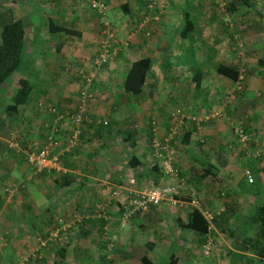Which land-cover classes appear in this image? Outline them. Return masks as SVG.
I'll return each instance as SVG.
<instances>
[{
  "label": "crops",
  "instance_id": "crops-1",
  "mask_svg": "<svg viewBox=\"0 0 264 264\" xmlns=\"http://www.w3.org/2000/svg\"><path fill=\"white\" fill-rule=\"evenodd\" d=\"M13 1L17 4L14 10L0 6V19L8 16L11 11L14 13L9 16L10 20L16 16L22 17L25 35L19 75L27 76L34 84L27 100L19 106L15 122L18 119L17 122L22 124V119L29 120L28 124L32 121L29 135H33V140L41 141L38 146L46 141L47 132L53 129L55 150H62L63 154L62 171L44 169L47 172L41 171V176L36 180L38 185L43 186L45 180L48 184L50 180L52 182L45 200V206L52 205L51 211L42 213L50 216L59 212V208L64 209V202L60 203V198L67 191L73 193L79 199L77 204L81 203L85 216L92 217L91 221L96 220V216L101 223L98 224L100 229L102 227L104 232L110 230L111 236L116 234L111 264L134 259L140 260L139 264H166L171 253L176 255V264H242L236 255L241 250L235 245V236L242 234L245 228L248 233L251 232L253 227L249 226L248 221L255 206L264 199V193L260 190V184L251 188L241 184L242 180L255 182V179L248 181L244 170L251 166V171H255L256 167L247 163L243 166L242 174L237 170L236 163L241 161V156L237 157V154L245 155V163L252 157L247 154L250 153L249 149L238 147V143L240 146L243 143L231 133L228 120L232 117L228 114L231 109H225L213 96L220 91L226 92L225 89L232 85L230 79L223 78H219L220 83H216L220 74L230 76L219 72L216 67L220 61L215 59V41L212 44L210 37H201L199 40L204 42L199 44L194 32L197 38L194 59H202L204 63L210 61V64L203 66L206 76L197 86L193 79L196 76L194 63L190 55L183 54L186 52L176 44L181 39L179 33L182 22H146L139 28L138 21L134 18L129 21L128 16L135 17L134 11L141 10V6L145 5L144 0H107L109 5H116V9L124 11L119 16V20L123 21L117 26L119 34L126 35L127 32L123 30L130 27L142 31L133 36L127 34L126 39L130 37V43L126 42L127 46H123L118 55L111 58L112 61L93 66L104 25L101 26L90 16V10L84 2L88 0H77L75 3L68 0ZM125 4L128 11L124 9ZM109 9L112 10L110 6ZM27 13L30 16L38 15L36 23L25 21L24 15ZM48 18L78 29L79 33L50 31ZM195 28L198 29L197 24ZM118 43L113 42L114 47ZM65 44L68 46L64 47ZM203 44L213 46L214 52H207L208 47ZM61 47L67 51L65 57L62 56L64 53ZM52 52L56 56L51 59L46 57V54ZM181 55L186 57L182 59ZM142 56L150 58L144 84L138 93L127 91L123 87L125 74L130 64ZM43 61L44 71L41 64ZM255 80L261 86L263 78L255 76ZM231 81L234 82V79L231 78ZM12 84L5 82L0 89L1 113L10 102ZM247 88L245 94L253 90L252 87ZM82 90L87 92L85 97L81 95ZM186 93H191V96L187 97ZM196 94L199 97L193 98ZM82 99L86 108L85 116L76 122L72 117L78 111ZM245 104L246 107L255 105L253 101L247 103V100ZM177 108L181 110L180 113ZM261 113L257 109L252 111L249 114L250 125L246 123L244 126L257 128V123L262 122H256ZM151 117L157 121V135L161 139L166 137L172 127L176 126L177 129L169 140V151L180 172L177 178L172 179V183L179 189L178 201L175 204H151L143 211L126 214L129 191L133 186L151 187L162 180L160 161L153 154V134L148 123ZM204 117L205 120H202ZM243 119L241 116L232 117L231 121L241 125ZM7 124L0 129L3 153L17 149L10 147L12 144L5 136ZM76 126L80 132L71 141ZM29 135H23L22 139L30 140ZM234 174H238L236 178ZM131 175L135 177L134 184L128 181ZM115 188L119 189L116 194L113 193ZM190 188L197 193L201 207L215 214V224L206 233L186 225L189 212L194 207L185 195ZM252 198L255 205L250 209ZM19 212L12 214L10 211L3 218L12 216L14 220L20 219ZM221 218H225V221L219 224ZM4 225L8 227V223L3 222L2 225L0 223V229H4ZM7 230L3 235H25L20 225L18 231ZM208 236L212 237L213 243L211 250L205 252L202 245Z\"/></svg>",
  "mask_w": 264,
  "mask_h": 264
},
{
  "label": "rangeland",
  "instance_id": "rangeland-1",
  "mask_svg": "<svg viewBox=\"0 0 264 264\" xmlns=\"http://www.w3.org/2000/svg\"><path fill=\"white\" fill-rule=\"evenodd\" d=\"M68 1L75 3L77 0ZM83 1L84 0H82V2ZM91 1L92 0L84 1L86 8L90 10V16L100 23L101 26L104 25L103 29H106L105 32L101 31L100 38H108L109 32L111 31L114 33V42L120 43L115 47V55L110 57L111 60V58H115V56L118 55L123 46H127V44H125L126 42L128 44L130 43V37L126 39L127 34L133 36L142 30L130 27L123 30V32H127L126 35L119 34L117 26L123 23L122 19L119 20V16L123 15L124 11L121 8L116 9V5H109L107 0H95L97 1L96 5H93ZM101 1H104L106 6L105 9L103 8L102 10L98 6ZM156 1L157 0H144L143 2H145L146 5H142L141 10L134 11L136 13L135 17L129 15V21L134 18L139 23V21L145 18L147 19V24L149 22L162 20L172 21L174 23L176 21L182 22L183 11L188 9L198 17V29H196V36L198 37L197 43L200 44L204 42L201 39L199 40L201 37H210L209 39L212 41V44L215 41L216 45H214V47L217 51V53H215V59L220 61L219 64L225 66L230 65L237 70L238 74L233 78L234 82L231 81L230 77L220 74L216 79V83L217 81L220 83L219 80L223 78L225 80L230 79V84L232 85L229 86L228 89H225L227 90L226 92L220 91L214 93L213 96H216V99L225 106V109H231L228 113L230 116L233 118L239 116L244 118L240 122L241 125L232 122V117L231 119L228 118L231 124L232 135L238 136L239 141L244 144V146L243 144L240 146L238 143V147H240V149L243 147L249 149L250 153L247 154L252 157V159L248 158L249 161L245 163V155L237 154V157L241 156V161L236 163L238 165L237 170L242 174L245 164L248 163L255 166V171H252L253 180L255 179V182H244L242 180L243 182L241 181V184H246L247 188L260 184V190L264 193V75L261 76L264 74V61H259L260 58L264 59V28H262L264 23H261L264 21V0H251L252 5L250 6L241 4L238 10L233 13L224 10L225 0H158L157 3H154ZM1 5H3V7L7 6L6 9L10 10L11 8L14 10L15 6H17L13 0H0V6ZM109 6L112 10L109 9ZM13 13L11 11L8 16H4L0 19V28L4 22L11 19L9 16L11 14L13 16ZM37 16V14L30 16L27 13L24 15V18L26 22L30 21V23H36ZM172 33H175V31H172ZM63 39L65 40V38ZM208 43L210 44L211 42L209 41ZM203 45L208 47L207 52H214L212 51L213 46L209 47L208 44ZM172 46H175V44L172 43ZM101 47L100 43L95 56L102 50ZM52 54H46V57L51 59L54 55L56 56L54 52H52ZM184 57L182 55L180 56L182 59ZM93 60H96V58H93ZM110 60H107V62ZM177 61H180V59H177ZM193 62L201 68H203L205 64H210V61L204 63L202 59L195 60L194 56ZM43 63L44 61L41 62L42 65ZM60 63L62 62L58 64ZM41 64H39V67H41ZM92 65H96L94 61ZM42 69L44 71V65ZM16 74L17 72H14L9 78L7 81L8 85L15 81ZM253 75L263 78L261 86L259 84L260 82H256L255 76ZM16 87V84L14 87L12 86V90L15 91ZM246 87H249L247 89L252 87L253 90H249L245 94ZM185 88H187V86ZM186 94L187 97L191 96V93ZM196 97H199L198 94L193 96V98ZM246 100L247 103L253 101L255 105L251 106L248 104L249 106L246 107ZM233 107H236V109ZM43 109L44 108H42V110ZM256 109L262 111V113L259 114L260 118L258 117L259 119L257 118L256 122L260 120L262 122L257 123V128L254 129L248 128V126L245 127L244 125L246 123L249 124V121H251L249 114ZM22 120L23 124L17 122L19 119L16 122L8 123L6 129L7 133L5 134L12 144L10 147L13 146L17 149L14 150V152L3 153L4 146L0 143V200H2L0 201V223L1 225L3 222L8 223V227L4 225V229H0V264H18L20 261H23V264H111L116 234H112L111 236V232L109 233L110 230L107 229L106 232L103 230L102 232L98 226V224L101 223L96 216V220L92 221V217L85 216L83 214V207L80 205L81 203L77 204L79 199L76 198L73 193L71 194L67 191L65 196L61 194L60 203L62 201L64 202L62 203L64 204L62 206L64 209L59 208V212L52 213L50 216L45 214L51 211L50 209L52 207L50 204L45 206V200L50 190L49 185H51L52 182L50 180L48 184L45 180L44 186L36 183V180L41 176V171H47L36 168V166L28 160L26 154L27 151L38 147L41 141H35L32 139L33 135H29L31 130L30 127H33L32 121L28 124L29 120ZM253 121L255 123V118H253ZM25 126L27 127L25 128ZM19 133H23V135L28 134L30 136V140H24L27 144L24 143L21 145L16 142L15 137ZM245 153L246 152L243 154ZM62 158L63 154H60L61 161ZM203 159H205L204 156ZM246 168L251 170L252 167L247 166ZM235 175L238 174H234L233 177L236 178ZM51 188L53 189L52 186ZM252 201L253 198L249 205L250 209L255 205V202ZM19 210L21 215L20 219L14 220L12 216H10V218L7 217V219L3 218L4 214L7 213V215H9L10 211L14 214L15 211ZM43 211L45 213H42ZM224 221L225 218H221L218 223L221 224ZM213 223L215 224L214 221ZM18 225L21 226L24 232L23 234L25 235H3L7 228L9 231L14 232V229L18 231ZM57 228L59 230H57ZM56 231H58L56 239H45L50 236L51 232V236L54 237ZM44 241L45 244H41L42 242L44 243ZM60 248L63 249L62 253L58 251ZM134 260L130 262H125L124 260L121 261L120 264H131V262L132 264H139L140 260Z\"/></svg>",
  "mask_w": 264,
  "mask_h": 264
},
{
  "label": "trees",
  "instance_id": "trees-1",
  "mask_svg": "<svg viewBox=\"0 0 264 264\" xmlns=\"http://www.w3.org/2000/svg\"><path fill=\"white\" fill-rule=\"evenodd\" d=\"M224 4V10L233 13L234 11L238 10L239 5L242 4L244 6H250L252 5V2L251 0H225ZM124 7V9L128 11L126 4ZM197 18L198 17L188 9L183 11L182 28L179 33L181 39L178 43H176L177 46L184 50V52L187 51L186 53H188L187 55H190L192 62L193 52L195 50V41L197 39L196 36H194V32L197 33L195 28L197 24ZM47 23L49 30L53 32L64 31L67 33H79L78 29L67 27L65 24L55 21L52 18H48ZM24 35V21L20 16H16L14 19L4 22L1 25L0 89L4 87L5 82L9 80L14 72H17L15 76L17 78L15 81H13L12 85L14 86L16 84L17 87L10 96V102L4 106L2 113L0 110V129L6 124V122H15L19 106L27 100L29 93L33 88V83L27 76L19 75V69L22 65L24 52ZM67 46L68 45L65 44L64 47ZM64 47H61V50ZM56 48L60 51L58 47ZM62 52L64 53L63 55L67 54L66 49H63ZM259 61L262 62L264 59L260 58ZM149 65V56H142L133 61L130 64L123 79L124 89L134 93L140 92L145 81V72ZM229 66L219 64L217 69H219L218 71H222L224 74L229 75L231 78H235L238 72L234 67ZM193 68H196V76H194L193 79L195 80V85L198 86L201 80L206 76V70H203V68L200 66L195 65V63L193 64ZM153 121H155V124ZM148 123L149 126H151V130L154 125L157 126L155 117L149 118ZM22 136L23 134L21 135V133H19L15 139L19 143L24 144L25 142L22 139ZM134 158L135 157L132 159ZM136 159L137 158H135V160ZM248 223L249 226L253 227L251 232L248 233L247 229L245 228V231L242 234L238 235L237 237L235 236L238 242L237 243L235 241V245L241 250L238 251L236 255L241 259L242 264H264V199L255 206V210L252 213V216L249 218ZM186 225L187 227L200 233H206L208 231L209 222L204 217L201 209L194 206L189 212ZM102 230L103 229L101 228V231ZM58 251L62 253L63 249L60 248ZM246 251H249V253ZM144 260L147 261L148 258H145ZM176 260V255L171 253L166 264H176Z\"/></svg>",
  "mask_w": 264,
  "mask_h": 264
},
{
  "label": "built area",
  "instance_id": "built-area-1",
  "mask_svg": "<svg viewBox=\"0 0 264 264\" xmlns=\"http://www.w3.org/2000/svg\"><path fill=\"white\" fill-rule=\"evenodd\" d=\"M152 1V0H151ZM91 3L96 5L97 1L92 0ZM154 3H157L154 2ZM98 6L102 10L105 9V2H99ZM147 19L143 18L138 23V27H142ZM106 29H103L105 32ZM114 42V33L109 32L108 38L100 39L101 48L99 54L96 55V60H94L96 66L100 65L101 63H106L107 60H110V57L114 55L115 47L113 45ZM100 46V45H99ZM81 95L83 97L86 96V91L82 90ZM85 105L84 99L79 104L78 111L73 114V120L78 122L84 118L85 114ZM178 113L181 112L179 108H177ZM193 119H196L195 116H192ZM204 117L202 120H205ZM105 122V121H104ZM155 124V121H153ZM177 131L176 126L172 127L170 131L166 134V137L159 138L157 135L156 125L152 128L153 134V146L154 151L153 154L158 158L160 161V166L162 169V180L158 184H155L151 187H144V188H136L132 187L129 191V201H128V210L126 214H132L135 211H143L147 209L151 204L159 205L163 202H167L169 204H175L178 201V187L176 184L172 183L173 177L177 178L179 175V168L173 163V156L169 151V140L173 137V134ZM80 128L78 126L75 127V130L72 134L71 141L76 139L79 135ZM62 148V147H61ZM60 154H62V150H55V137L53 129L47 132L46 141L36 147L35 149H31L27 151L26 157L28 160L36 166L39 170L43 169H53V170H63L64 167L62 166ZM245 175L247 176L248 181H253V173L249 168L245 169ZM128 181L130 184L135 183V177L133 175L129 176ZM122 188H124L122 186ZM119 192L118 188L113 189V193ZM185 194V193H184ZM187 196V201L191 203L193 206L200 208L204 217L209 222L208 229L210 230L213 226L214 216L215 214L208 208L201 207V203L199 197L194 189L190 188L189 191L185 194ZM125 206H127L125 204ZM57 230H59L57 228ZM52 233V232H51ZM50 236L45 239H56L58 236V231L54 234V237ZM212 237L208 236L206 241L203 243L202 247L205 252L211 250L212 245ZM41 244H45L42 242ZM18 264H23V261H20Z\"/></svg>",
  "mask_w": 264,
  "mask_h": 264
},
{
  "label": "clouds",
  "instance_id": "clouds-1",
  "mask_svg": "<svg viewBox=\"0 0 264 264\" xmlns=\"http://www.w3.org/2000/svg\"><path fill=\"white\" fill-rule=\"evenodd\" d=\"M60 171H62V170H60Z\"/></svg>",
  "mask_w": 264,
  "mask_h": 264
}]
</instances>
